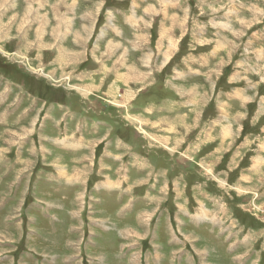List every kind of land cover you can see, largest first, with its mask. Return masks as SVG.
Segmentation results:
<instances>
[{
  "label": "rangeland",
  "instance_id": "374dc122",
  "mask_svg": "<svg viewBox=\"0 0 264 264\" xmlns=\"http://www.w3.org/2000/svg\"><path fill=\"white\" fill-rule=\"evenodd\" d=\"M0 264H264V0H0Z\"/></svg>",
  "mask_w": 264,
  "mask_h": 264
},
{
  "label": "crops",
  "instance_id": "0c3cea01",
  "mask_svg": "<svg viewBox=\"0 0 264 264\" xmlns=\"http://www.w3.org/2000/svg\"><path fill=\"white\" fill-rule=\"evenodd\" d=\"M5 3H6V2H5ZM58 3L60 4L61 2L58 1ZM56 8H58V5H57V7H55V9H56ZM56 20H57V26H56V27H52V31H54L56 28L60 27V25H61L63 22L66 21L65 19L60 18V17H57ZM36 32H37V35L40 34V33H39V32H40L39 30H37ZM65 52H66V51H63V53H64L65 55H64V54L60 55V56H62L61 58H59V61H60V62H61L62 58H64V56H68V57H70V58L76 59L77 56H71V55L66 54L67 52H66V53H65ZM123 78H126V79L130 78V79H132V80H134V81H139V80H141L143 77H142L140 74H135V73L132 72L131 75H129V74H124Z\"/></svg>",
  "mask_w": 264,
  "mask_h": 264
},
{
  "label": "bare ground",
  "instance_id": "6f19581e",
  "mask_svg": "<svg viewBox=\"0 0 264 264\" xmlns=\"http://www.w3.org/2000/svg\"><path fill=\"white\" fill-rule=\"evenodd\" d=\"M84 45V44H83ZM65 51V50H64ZM66 53V52H65ZM141 66V65H140ZM130 75V74H129ZM163 97V96H162Z\"/></svg>",
  "mask_w": 264,
  "mask_h": 264
}]
</instances>
